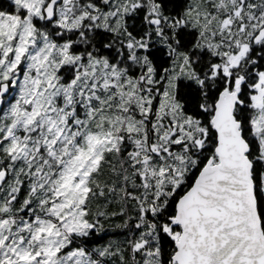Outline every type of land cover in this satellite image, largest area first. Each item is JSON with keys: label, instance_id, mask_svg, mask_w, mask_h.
I'll use <instances>...</instances> for the list:
<instances>
[{"label": "trees", "instance_id": "obj_1", "mask_svg": "<svg viewBox=\"0 0 264 264\" xmlns=\"http://www.w3.org/2000/svg\"><path fill=\"white\" fill-rule=\"evenodd\" d=\"M262 2L69 0L67 28L53 25V21L44 17L34 18L38 32L57 47L66 45L69 57L52 70L53 74L41 78L44 86L51 84V89H59L50 100L42 96V107L47 102L49 105L39 107L37 115L26 118L32 113V101L18 102L20 110L11 111L9 103L16 99L15 93L5 103L9 107L2 120L0 116V172L7 174L5 183L10 191L7 205L13 213L4 211L0 217L43 216L56 202L61 206L55 213L62 215L66 206L60 201L58 189L64 193L65 201L75 198L73 186L77 176L70 174L71 183L62 184L66 173L71 171L68 166L93 165L85 178L87 197L83 207L91 211L85 217L87 232L96 224L99 230L110 232L123 228L135 212L137 222L146 225L143 238L155 247L156 263L172 264L174 242L180 232L171 223L175 204L207 159L215 158L216 134L211 118L223 89H238L234 117L240 122L241 132L245 121L243 126L249 131L242 136L248 145L246 137L254 136L263 153L254 134L251 105L254 87L264 72V56L260 55L264 52V40L253 42L257 29L264 26V17L256 30L252 28V16L262 8ZM193 8L198 12L196 21L195 15H185ZM0 9L15 12L8 0L0 4ZM242 45L247 47L240 61L229 65L228 58ZM182 63L188 69L184 76L178 74ZM250 65L255 66L248 71ZM19 66L24 72L22 62ZM113 74L117 81L104 86L102 82L106 78L113 80ZM166 97L169 102H165ZM159 111L163 118L158 116ZM1 112L4 114L3 109ZM181 124L187 125V132L184 131L182 140L167 143L171 157L163 149L166 161L151 153L152 144L172 126ZM109 132L110 139L103 140L96 161L83 159L90 151V139L95 136L104 139ZM143 153L154 164L148 170L141 163ZM129 157L132 164L139 165L135 169L140 177L139 186L132 171H123L121 162ZM248 157L264 231V166H254L255 149L251 156L248 152ZM115 172L121 173V187L106 208L90 193L101 187L111 188ZM144 172L147 177H143ZM125 175L128 186L137 188L134 202L124 199ZM121 210L124 213L121 219H110ZM97 216L102 217L99 222ZM168 227L170 231L166 230ZM139 239L133 238L134 245Z\"/></svg>", "mask_w": 264, "mask_h": 264}, {"label": "rangeland", "instance_id": "obj_2", "mask_svg": "<svg viewBox=\"0 0 264 264\" xmlns=\"http://www.w3.org/2000/svg\"><path fill=\"white\" fill-rule=\"evenodd\" d=\"M46 1L11 0L15 12L9 13L0 10V81L7 77H13L11 74L9 76V68L19 65L21 62L23 63V76L13 79V84L16 85L15 94H13L16 96V99L9 104L12 105L11 111L15 112L20 110L17 107L18 102L28 104L32 101V113L30 115L27 114L26 118L37 115L39 107H42L41 100L43 95L49 99L58 93L59 88L51 89V84L50 86H44L41 78H43V75L48 76L50 73L53 74L52 70L58 68V65L64 63L69 57L66 45L57 47V45L48 41L43 34L38 32L37 27L33 23L34 18L40 20L43 18L42 9ZM68 1L61 0L57 5V19L52 22L53 25L68 27L70 23ZM185 15H189L190 17L195 15L194 19L196 21L198 12L193 8L187 11ZM263 17L264 7L256 11L252 16L253 30L257 29ZM227 21L222 24L223 27L226 26ZM246 47L247 45H242L237 53L228 58L229 65H235L240 61ZM50 65V68H45ZM176 74L177 72L172 75L175 76ZM178 74L183 76L188 74L185 63L179 66ZM111 77H113V80L106 78L102 82L104 86L117 81L114 74ZM165 102H169V98L166 97ZM47 105H49L48 102L42 108H45ZM251 105L254 108V134L259 139L264 153V135H262L264 133V72L259 75L258 83L254 87V92L251 95ZM8 107L9 105L4 107V114L1 112V120ZM42 113L43 111H41L40 115ZM158 116L163 118L160 111ZM184 131L187 132V125L172 126L155 144H152L151 153L158 155L166 161L162 155V149L165 155L167 154V156L171 157L172 152L170 147H167V143L182 140ZM110 136L109 132L104 139H98L96 136L92 137L90 139V151L86 152L82 158L89 157L91 161H96L97 154L99 155L100 151L99 147L103 144V140L109 141ZM142 156L141 163L143 169L148 170L154 165L151 162L152 158L144 153ZM92 167L93 165L68 166L71 171L66 173L62 179V184L69 185L71 183L70 177L74 174L77 176V180L73 186L75 198L65 201L64 193H61L62 190L58 189V193L61 196L60 201L62 200V203L66 206V210L62 215L55 213L58 207L61 206L60 202H56L51 207V211L43 216H33L31 218L24 216L0 217V264H57V253L69 242V237L72 234L79 235L86 233L89 228L85 223V217L91 211H86L83 205L87 197L85 178ZM76 168H78V172L75 171ZM70 174L71 176L69 177ZM143 177H147L145 172ZM262 187L264 189V179ZM8 188L9 184L5 182L0 187V213L7 211L11 215L13 209L7 205L10 197V191H7ZM95 228L99 230L98 224L95 225ZM166 230L170 231V227L166 228ZM109 239H113V237L111 235L105 237V240ZM145 245H148L145 250L148 257L146 264H157V254L151 242L147 243L144 238H140L139 242L134 246L142 248Z\"/></svg>", "mask_w": 264, "mask_h": 264}, {"label": "water", "instance_id": "obj_3", "mask_svg": "<svg viewBox=\"0 0 264 264\" xmlns=\"http://www.w3.org/2000/svg\"><path fill=\"white\" fill-rule=\"evenodd\" d=\"M61 0H48L43 17L52 22ZM264 40V26L253 35ZM9 84H0V114ZM238 89H223L214 104L216 134L209 157L191 186L177 199L171 223L180 230L172 264H264V231L257 210L249 145L234 117ZM7 174L0 172V187Z\"/></svg>", "mask_w": 264, "mask_h": 264}, {"label": "snow or ice", "instance_id": "obj_4", "mask_svg": "<svg viewBox=\"0 0 264 264\" xmlns=\"http://www.w3.org/2000/svg\"><path fill=\"white\" fill-rule=\"evenodd\" d=\"M5 0H0V4H3ZM247 3H255L256 0H246ZM11 3V0H8ZM264 7V2L261 3ZM3 10V9H0ZM264 56V52L260 54ZM259 63V59L256 61ZM255 65H250L247 69L251 70V67ZM245 121H242V135L249 131L245 128ZM264 135V133H262ZM249 142V155L256 151L257 159L254 160L255 165L264 166V153L259 151V145L255 142V137H246ZM127 152V149L124 150ZM123 155V153H121ZM123 166L124 173L132 171V178L136 185L139 186L140 177L135 173V169L139 167L138 164L131 163V157L128 160L121 162ZM112 167L115 170V163H112ZM121 173L115 172L112 176V186L111 188H99L93 190L90 196L97 198L98 202L105 205L106 208L110 207L112 201L115 199V194L118 188L121 187ZM107 184L108 181H105ZM124 191L126 193L124 199L126 201H135L137 198V188L128 186V179L125 175L123 180ZM131 194V195H129ZM127 207V205H125ZM123 210L114 212L110 217L111 220H119L123 217ZM145 212V216H147ZM102 219L101 216H97L96 220L99 222ZM146 225L137 222V215L134 212L127 224L123 228H117L111 230L101 228L97 230L95 226L86 233L82 234H72L69 237V242L65 244L60 251L57 253V264H146L147 254L145 249L148 245L142 248H136L133 243V238L144 237V229ZM111 235L113 239L105 240L106 236ZM116 237H119L117 239Z\"/></svg>", "mask_w": 264, "mask_h": 264}, {"label": "flooded vegetation", "instance_id": "obj_5", "mask_svg": "<svg viewBox=\"0 0 264 264\" xmlns=\"http://www.w3.org/2000/svg\"><path fill=\"white\" fill-rule=\"evenodd\" d=\"M48 1V0H47ZM46 1V2H47ZM12 68V69H11ZM11 68H9V76H10V74L13 76V77H7V78H5V79H3L2 81H0V84H2V83H4V82H6V83H8L9 84V87H10V93H9V95L8 96H6L5 97V99H4V107H5V103L7 102V101H9V99L13 96V93H14V90H15V84H13V79L14 78H20V77H22L23 76V74H24V72L21 70V68H20V66L19 65H17V66H13V67H11ZM7 104V103H6ZM4 109V108H3Z\"/></svg>", "mask_w": 264, "mask_h": 264}]
</instances>
